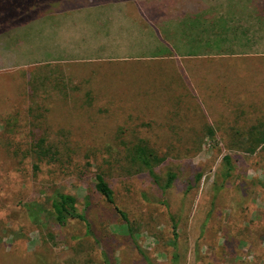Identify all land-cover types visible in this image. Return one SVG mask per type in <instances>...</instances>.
<instances>
[{
  "label": "rangeland",
  "instance_id": "obj_1",
  "mask_svg": "<svg viewBox=\"0 0 264 264\" xmlns=\"http://www.w3.org/2000/svg\"><path fill=\"white\" fill-rule=\"evenodd\" d=\"M60 1L0 0V264H264V150L238 149L264 116V60L244 58L264 56V0H254L257 22L244 19L242 0H225L242 30L223 45L254 53L197 62L183 58L200 53L193 40L168 37L129 61L33 67L38 57H69L62 48L74 40L42 34L52 24L25 28ZM39 137L69 162L35 172ZM140 139L166 158L155 169L159 186L176 175L165 193L131 162ZM96 173L114 206L95 192ZM58 193L76 198L90 235L77 221L51 219Z\"/></svg>",
  "mask_w": 264,
  "mask_h": 264
},
{
  "label": "crops",
  "instance_id": "obj_2",
  "mask_svg": "<svg viewBox=\"0 0 264 264\" xmlns=\"http://www.w3.org/2000/svg\"><path fill=\"white\" fill-rule=\"evenodd\" d=\"M60 2L54 3L51 8L44 11L41 18L25 28L39 23L52 24L47 28V32L42 31V34L52 36L55 40L68 42L74 40L72 45L69 42V49L62 48L64 54L69 57L59 59L38 57L35 61L65 64L129 61L130 58L124 57L140 55L142 48L148 52L147 48L155 49L158 42L159 46L170 42L169 38L193 40L194 43L191 46L200 48V53H193L183 58L196 59L197 62L208 59L219 61L236 53L255 52L252 49H232V46L214 41L218 37H223L224 33L231 29L242 30L238 25L232 27V22L237 20V16L225 15V0H84L80 4L75 3L74 0ZM240 2L239 5L248 7V16L240 17V19L244 18L248 21L254 19L257 22L254 11L256 2L254 0ZM229 3L233 4V2ZM217 5L223 7L220 10L216 7L210 10L212 6ZM206 38L207 40H203ZM208 42H218L217 48L220 50H209V47L213 48V46L210 43L207 44ZM32 52L35 51L32 49ZM119 55L121 59L115 57ZM244 58L255 63L256 60L259 62L264 60V56L259 55H249ZM151 59H162V56H150L144 60L151 61ZM184 68L188 74L190 69Z\"/></svg>",
  "mask_w": 264,
  "mask_h": 264
},
{
  "label": "trees",
  "instance_id": "obj_3",
  "mask_svg": "<svg viewBox=\"0 0 264 264\" xmlns=\"http://www.w3.org/2000/svg\"><path fill=\"white\" fill-rule=\"evenodd\" d=\"M228 33L229 32H225L223 37H218L214 39V41L217 40L218 42L224 43V41L229 39ZM232 38L235 37L233 36ZM53 64L57 65L61 63L43 62L41 64H36L37 66L33 67H38V65L48 66ZM27 76L32 77L33 74ZM208 132L209 136H213L214 133L210 129ZM238 142V149L249 155L255 154L258 149L264 150V116H262L261 119L256 122V125L249 128L245 134L240 135ZM30 151L35 160L33 163V169L35 172L39 170V167L42 164H63V158L66 162L69 160L67 153H61L60 148L48 144L45 137H39L32 145ZM129 153L131 162L137 165L136 171L146 173L151 178L152 182L161 188L159 186V178L155 174V169L162 165L166 161V158L159 155L146 143L145 140L142 139L138 140L132 145V147L129 149ZM223 162L226 167L224 177L229 178L233 170L230 157L224 156ZM175 176L176 175L173 173L167 174L166 183L161 188L163 193H165V191L171 187L175 180ZM94 190L103 198L106 203L111 206L115 205L113 190L105 181L104 176L100 173H96L94 176ZM76 203L77 200L74 196L62 193L56 194L54 197L50 198V217L60 227L66 226L70 221H77L83 224L88 235H90V223L85 214L77 210ZM115 210L121 219L127 224L128 222L126 215L119 209L115 208Z\"/></svg>",
  "mask_w": 264,
  "mask_h": 264
}]
</instances>
